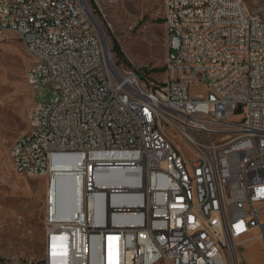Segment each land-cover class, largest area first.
<instances>
[{
    "label": "built area",
    "instance_id": "built-area-1",
    "mask_svg": "<svg viewBox=\"0 0 264 264\" xmlns=\"http://www.w3.org/2000/svg\"><path fill=\"white\" fill-rule=\"evenodd\" d=\"M95 11L0 0V36L20 38L34 95L14 170L80 189L67 216L49 196L41 264H249L255 239L264 264V11L162 0L160 81L117 64ZM114 171L131 181L110 186Z\"/></svg>",
    "mask_w": 264,
    "mask_h": 264
},
{
    "label": "rangeland",
    "instance_id": "rangeland-1",
    "mask_svg": "<svg viewBox=\"0 0 264 264\" xmlns=\"http://www.w3.org/2000/svg\"><path fill=\"white\" fill-rule=\"evenodd\" d=\"M117 64L134 67L141 75L160 81L165 56L162 0H89ZM251 13L264 11V0H243ZM118 45L120 53L115 50ZM30 58L15 32L0 36V264H41L49 196L58 216L77 206L80 189L66 173L49 177L18 174L10 159L13 141L28 130L34 95L22 75ZM24 77V76H23ZM23 83H22V82ZM205 82V81H204ZM204 91V84L190 88ZM52 92L39 93L49 99ZM264 218V211L261 213ZM262 241L246 242L241 250L249 264L262 262Z\"/></svg>",
    "mask_w": 264,
    "mask_h": 264
},
{
    "label": "bare ground",
    "instance_id": "bare-ground-1",
    "mask_svg": "<svg viewBox=\"0 0 264 264\" xmlns=\"http://www.w3.org/2000/svg\"><path fill=\"white\" fill-rule=\"evenodd\" d=\"M1 32H2V25H0V35H1ZM100 33L102 34L101 30H100ZM62 173H64V172H62ZM69 179L73 182V180L71 178H69ZM105 181H106V183H109L110 186L115 187V186H123V185L127 184L128 182H130L131 180H130V178H128V176L121 173L120 171H114L111 174H109V176L107 177V179ZM79 197H80V192H79V194H77V202L78 203L80 201Z\"/></svg>",
    "mask_w": 264,
    "mask_h": 264
},
{
    "label": "trees",
    "instance_id": "trees-1",
    "mask_svg": "<svg viewBox=\"0 0 264 264\" xmlns=\"http://www.w3.org/2000/svg\"><path fill=\"white\" fill-rule=\"evenodd\" d=\"M114 48H115V50H117L119 53H120V50H119V48H118V45L117 44H114ZM121 54V53H120ZM22 78H23V81H24V77H23V75H22ZM22 82V81H21ZM23 83V82H22Z\"/></svg>",
    "mask_w": 264,
    "mask_h": 264
}]
</instances>
